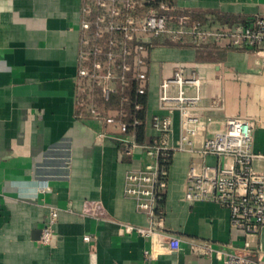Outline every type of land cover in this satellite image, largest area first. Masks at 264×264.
Wrapping results in <instances>:
<instances>
[{"label":"crops","instance_id":"crops-1","mask_svg":"<svg viewBox=\"0 0 264 264\" xmlns=\"http://www.w3.org/2000/svg\"><path fill=\"white\" fill-rule=\"evenodd\" d=\"M170 4L177 14L213 31L252 26L264 17V0ZM81 7L82 0H0V264H221L219 253L238 252L246 242L264 263V228L246 237L231 227L227 208L186 199L188 170L202 161L188 152L172 153L161 203L165 234L181 239L183 258L169 251L163 237L142 238L123 230V224L149 223L126 196L125 183L128 172L154 160L143 149L125 155L117 126L77 117ZM263 61L253 49L234 47L228 39H154L147 55L142 144L160 138L151 126L155 115H167L159 108L160 86L181 72L200 80L199 92L187 86L186 94L199 93L204 118H212L197 147L222 130L226 120L238 118L253 123L254 150L264 154ZM168 92L177 96L179 88L173 85ZM99 133L110 138L99 140ZM179 137L175 114L170 147ZM217 162L206 158L208 165ZM87 202L100 204L105 218L85 215ZM49 207L59 210V218L50 245L43 246ZM204 245L213 252L195 249Z\"/></svg>","mask_w":264,"mask_h":264},{"label":"built area","instance_id":"built-area-1","mask_svg":"<svg viewBox=\"0 0 264 264\" xmlns=\"http://www.w3.org/2000/svg\"><path fill=\"white\" fill-rule=\"evenodd\" d=\"M80 30L77 117L83 119L87 115L101 125L117 126L122 134L118 140L125 155L132 156L136 150L143 149L154 160L143 170L128 172L125 183L126 196L136 202L149 223L147 226L123 224V230L142 238L163 237L170 252H179L181 239L165 234L161 203L167 192L172 153L181 151L202 159L192 162L188 170L186 199L227 208L234 230L246 237L258 236L264 228V154L254 150L253 123L230 118L222 130L197 147V138L208 129L212 118H204L199 93L196 96L186 94L187 86L199 92L200 80L186 79L181 72H176L160 86L159 108L167 115H155L151 124L160 138L143 145L136 135V128L142 121L135 114L143 106L131 102L128 91L136 83V93L146 94L147 55L153 40L164 36L173 41L191 37L202 43L228 39L232 46L251 48L264 60V17L258 18L252 26L213 31L204 29L200 23H192L190 17L177 14L167 0H82ZM173 85L179 88L177 96L168 92ZM116 98L119 103L114 105ZM109 110L115 111V115H108ZM175 114L180 119V137L177 146L172 148L169 137ZM107 138L110 136L106 133L98 134L99 140ZM209 156L217 158V164L208 165L206 158ZM49 212L40 238L43 246L50 245L59 218L57 208L49 207ZM84 214L105 218L104 210L96 202H87ZM195 249L205 254L213 252L209 245ZM218 256L221 264H264L255 258L249 242L238 252L223 256L219 253Z\"/></svg>","mask_w":264,"mask_h":264},{"label":"trees","instance_id":"trees-1","mask_svg":"<svg viewBox=\"0 0 264 264\" xmlns=\"http://www.w3.org/2000/svg\"><path fill=\"white\" fill-rule=\"evenodd\" d=\"M167 1H169V3L172 2V0H167ZM130 93H131V97H132L131 102H133L135 104L145 105V103H146L145 95H138L136 93V83L133 84L132 90ZM133 109H134L133 106H131L130 107L131 112H134ZM135 114H136V117L138 119H140V120L144 119V110L137 111V112H135ZM136 135H137V141L139 143H142L143 138H144V126L141 125V126H138L136 128Z\"/></svg>","mask_w":264,"mask_h":264},{"label":"water","instance_id":"water-1","mask_svg":"<svg viewBox=\"0 0 264 264\" xmlns=\"http://www.w3.org/2000/svg\"><path fill=\"white\" fill-rule=\"evenodd\" d=\"M179 256L182 259L183 258V252H179Z\"/></svg>","mask_w":264,"mask_h":264}]
</instances>
